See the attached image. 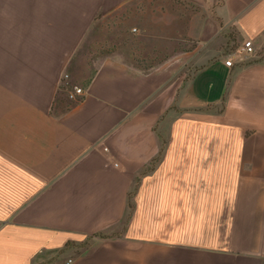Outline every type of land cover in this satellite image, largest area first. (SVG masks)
I'll return each instance as SVG.
<instances>
[{
    "label": "crops",
    "instance_id": "1",
    "mask_svg": "<svg viewBox=\"0 0 264 264\" xmlns=\"http://www.w3.org/2000/svg\"><path fill=\"white\" fill-rule=\"evenodd\" d=\"M177 1L143 68L155 0H0V264H264V0Z\"/></svg>",
    "mask_w": 264,
    "mask_h": 264
},
{
    "label": "rangeland",
    "instance_id": "2",
    "mask_svg": "<svg viewBox=\"0 0 264 264\" xmlns=\"http://www.w3.org/2000/svg\"><path fill=\"white\" fill-rule=\"evenodd\" d=\"M161 5L166 7V12L169 13L171 19L176 20L179 17V20H176L180 21L179 24L177 22L173 25L170 32L172 37H178V34H180L181 40L173 41L167 47L162 46L160 42L162 39L160 30L156 34L148 32L146 29L141 32H138L136 29L133 32L132 28L136 27V23L132 21L130 16H122L120 17L122 23L117 27L104 25L107 29L106 34L101 32V30L103 31V27H95V32H91L94 37V39L92 37L93 40L91 42V55L106 54L117 49H124L127 55L130 56L129 59L131 61L140 67L149 68L151 65L159 62L169 52L189 49L191 43L182 40L183 24L187 22L189 15L197 13L198 10L191 5L177 0H155L157 8ZM169 7L171 8L169 9ZM157 16L160 17L161 14L157 13ZM256 53L264 56V49L262 52L256 51Z\"/></svg>",
    "mask_w": 264,
    "mask_h": 264
},
{
    "label": "built area",
    "instance_id": "3",
    "mask_svg": "<svg viewBox=\"0 0 264 264\" xmlns=\"http://www.w3.org/2000/svg\"><path fill=\"white\" fill-rule=\"evenodd\" d=\"M240 50L242 53L246 54V55H251L254 53V49H253V44L250 40H244L241 44ZM231 60L230 59H226L224 61V64L228 67L231 66ZM81 94V89L73 87V93L71 95H69L70 99L74 98V95H79Z\"/></svg>",
    "mask_w": 264,
    "mask_h": 264
},
{
    "label": "trees",
    "instance_id": "4",
    "mask_svg": "<svg viewBox=\"0 0 264 264\" xmlns=\"http://www.w3.org/2000/svg\"><path fill=\"white\" fill-rule=\"evenodd\" d=\"M152 66V65H151ZM148 68V67H147Z\"/></svg>",
    "mask_w": 264,
    "mask_h": 264
}]
</instances>
